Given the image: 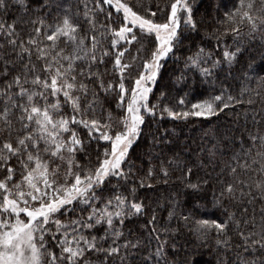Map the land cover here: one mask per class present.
Segmentation results:
<instances>
[{
  "label": "snow or ice",
  "instance_id": "6c2138e0",
  "mask_svg": "<svg viewBox=\"0 0 264 264\" xmlns=\"http://www.w3.org/2000/svg\"><path fill=\"white\" fill-rule=\"evenodd\" d=\"M258 4L239 0L226 15L231 27L224 35L230 32L234 45L216 59L203 46L176 55L199 31L189 0H174L164 22L156 19L151 0L135 6L130 0H0V264H186L177 259L170 227L183 215L180 205L168 200L152 207L138 190L168 184L179 172L184 188L195 195L208 183L191 180L202 165L158 152L153 137L157 154L145 153L148 164L134 174L131 150L146 116L208 120L233 101L243 103L220 94L177 111L163 103L164 91L156 103L151 97L154 88L168 87L164 69L170 58L184 61L174 86L186 84L189 74L207 80L226 67L234 71L241 27L246 23L253 39L260 32L264 40V0ZM134 45L137 56L125 62ZM113 103L119 108L115 119ZM251 122L259 128L264 115L257 113ZM248 134L252 147L228 166L233 182L214 194L223 218L196 222L198 234H216L217 250L223 249L217 264H264V179L253 187L240 176L251 170L264 177V130ZM216 148L207 150L209 162ZM161 208L168 222L158 215ZM137 221L142 227L133 238L129 222Z\"/></svg>",
  "mask_w": 264,
  "mask_h": 264
},
{
  "label": "trees",
  "instance_id": "16d2710c",
  "mask_svg": "<svg viewBox=\"0 0 264 264\" xmlns=\"http://www.w3.org/2000/svg\"><path fill=\"white\" fill-rule=\"evenodd\" d=\"M172 2L174 0H151V8L153 11H157L156 19L159 22H164L170 14ZM189 2L193 6L194 18L199 31L190 34V39L185 41L184 46L176 55L187 56L191 54V50L195 46H203L206 52L216 53L215 58L221 59L225 48L234 45L232 34L229 32L228 35H224V33L231 27L226 21V15L239 6V0H189ZM68 3H75V0H68ZM130 3L135 6L137 0H130ZM257 6H259L258 0ZM134 10L142 11L139 8H134ZM261 35L260 32H257L253 39L249 35V29L245 23L241 27V38L239 39L240 63L235 65L234 71H228L226 67L224 72L207 80L189 74L186 84L174 86L184 70V61L181 59L176 62L170 58L164 69V82L168 84V87L164 88L161 84L160 87L154 88V95L151 97L152 103L157 102L161 91H164L166 96L163 103L177 111L189 110L191 104L220 94H223L225 99L228 95L238 97L243 103L233 101V107L225 109L218 116L208 120L197 117L173 120L167 117V114L161 118L159 112L155 117L146 116L143 134L131 150L134 174L137 168H144L148 164V157L145 153L157 154L152 149L153 137L158 138V152H163L166 156L180 154L183 159L196 165H202L194 169L191 180L196 182L198 179L201 181L207 179L208 183L203 185V191L195 195L184 188L179 172L173 174L168 184L160 183L152 189L138 190L140 198L152 207H155L157 202L165 203L168 200L175 201L180 205L177 211L182 212L183 215L172 219L170 227L174 230V239L179 251L177 259L186 262V264H193V261L195 264H217L223 249L217 250L216 234L214 232L207 235L198 234L195 231L196 222L201 219L220 220L223 218V210L214 204V194L216 197L219 196L220 188L224 182H233V176L228 166L236 164L235 157L242 156L243 152L252 147L248 130L252 132L264 130V123L257 128L251 122V118L257 113L264 115V40L261 39ZM137 47L139 45L131 47L130 53L126 54L125 62H130L131 56H137ZM139 55L140 58L134 62V67L131 69L133 73L139 69L144 53L141 52ZM246 69L250 70L246 71ZM181 99L185 100L184 105L179 103ZM249 99L253 101L251 104ZM112 110L115 119L119 115V108L115 103L112 104ZM257 119H260V116H257ZM161 140L165 143H160ZM213 144L217 145L216 155L209 162L207 150ZM96 150L94 145L93 164L96 163ZM100 151L102 152V149ZM253 151H255L254 147ZM84 162L87 163V160L85 159ZM243 162L241 159L240 163ZM256 167L258 165L253 166V168ZM240 176L246 182L251 183L253 187L255 182L264 179L256 171L251 170L246 174L241 172ZM136 183L138 185V180ZM132 184L133 181L130 179L129 187ZM255 211L256 213L260 212V203L255 204ZM158 215L162 220L168 222V213L162 208L158 210ZM183 216H188L189 219L185 221ZM143 219L146 220L148 217ZM129 227L133 229L132 237L135 238L142 224L139 221L129 222ZM144 237H147V232L144 233Z\"/></svg>",
  "mask_w": 264,
  "mask_h": 264
}]
</instances>
